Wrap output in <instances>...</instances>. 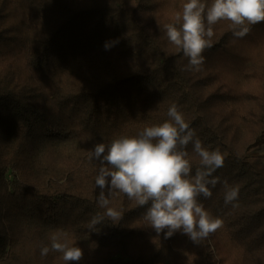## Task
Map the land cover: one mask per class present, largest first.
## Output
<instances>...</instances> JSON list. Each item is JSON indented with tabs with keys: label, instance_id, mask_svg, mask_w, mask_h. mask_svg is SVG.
I'll return each instance as SVG.
<instances>
[{
	"label": "trees",
	"instance_id": "1",
	"mask_svg": "<svg viewBox=\"0 0 264 264\" xmlns=\"http://www.w3.org/2000/svg\"><path fill=\"white\" fill-rule=\"evenodd\" d=\"M185 2L0 0V264H264V22L241 38L218 22L203 66L186 71L164 28ZM173 103L224 155L212 196L199 197L222 226L197 243L158 235L147 206L120 192L108 205L119 219L106 216L88 155L168 120ZM186 150L194 174L200 159ZM58 233L80 261L41 256Z\"/></svg>",
	"mask_w": 264,
	"mask_h": 264
},
{
	"label": "clouds",
	"instance_id": "2",
	"mask_svg": "<svg viewBox=\"0 0 264 264\" xmlns=\"http://www.w3.org/2000/svg\"><path fill=\"white\" fill-rule=\"evenodd\" d=\"M175 20L178 23L164 25L165 35L187 58L185 70L198 71L204 64L203 52L211 47L213 26L228 21L233 26V36L243 37L249 26L264 22V0H186ZM116 43L106 42L105 49ZM167 115L168 120L145 127L135 136H121L108 144L96 143L88 150L89 159L98 164L97 202L106 209V216L117 220L121 214L108 207L109 196L123 193L138 205L147 206L143 218L158 235L163 232L168 239L180 231L197 243L222 226V220L206 211L199 197L212 196L211 189L220 182L213 173L223 166L224 155L219 148L210 150L203 145L175 103ZM189 144L200 159L194 174L186 150ZM223 183L224 203L236 207L233 202L238 200L239 189L227 181ZM101 222L98 214L89 226L94 228ZM63 235H53L50 247L42 245L41 256L51 250L62 253L66 262L80 261L83 250L62 240Z\"/></svg>",
	"mask_w": 264,
	"mask_h": 264
},
{
	"label": "crops",
	"instance_id": "3",
	"mask_svg": "<svg viewBox=\"0 0 264 264\" xmlns=\"http://www.w3.org/2000/svg\"><path fill=\"white\" fill-rule=\"evenodd\" d=\"M262 153H264V145L262 146V150H261Z\"/></svg>",
	"mask_w": 264,
	"mask_h": 264
}]
</instances>
